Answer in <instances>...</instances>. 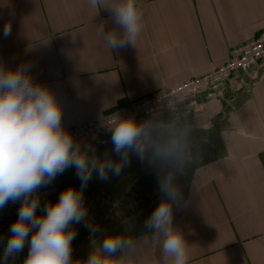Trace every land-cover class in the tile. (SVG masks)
Listing matches in <instances>:
<instances>
[{
  "label": "crops",
  "instance_id": "0c3cea01",
  "mask_svg": "<svg viewBox=\"0 0 264 264\" xmlns=\"http://www.w3.org/2000/svg\"><path fill=\"white\" fill-rule=\"evenodd\" d=\"M137 3L143 30L135 46L110 50L100 30L116 26L108 11L98 13L89 0H0V63L13 69L30 63L34 80L56 94L69 132L81 120L101 119L142 95L209 73L230 48L264 29V0ZM5 24L11 25L7 38ZM184 123L196 142L190 144L196 162L181 205L173 210V225L189 244V264H264V59L246 74L231 76L222 97ZM169 125L163 118L153 130L164 132ZM93 149L112 152L113 145ZM69 170L63 173L67 182ZM63 177L39 190L38 214L59 198ZM20 203L0 209V264ZM71 227L77 232L72 251L87 249L86 222ZM131 240L115 259L171 264L162 236L149 231ZM27 252L26 242L7 264H23Z\"/></svg>",
  "mask_w": 264,
  "mask_h": 264
},
{
  "label": "clouds",
  "instance_id": "9594fccd",
  "mask_svg": "<svg viewBox=\"0 0 264 264\" xmlns=\"http://www.w3.org/2000/svg\"><path fill=\"white\" fill-rule=\"evenodd\" d=\"M89 4L98 13L108 11L116 26L100 30L110 50L135 46L143 30V12L137 0H89ZM3 35H11L10 24H5ZM31 67L30 63H22L13 69L0 63V209L21 202L17 219L9 228L4 264L10 258L14 260L26 242L28 252L23 264H123L114 256L131 247L133 241L120 233L106 235L87 259L73 260L72 242L77 232L71 225L87 217L83 190L93 173L102 181L109 178V173L119 176L130 163V153L141 162L147 157L159 170L157 180L162 198L146 218L145 228L162 236L166 260L171 258V264H189V244L173 225V206L179 207L183 199L176 177L190 158V125L174 118L169 135L153 139L156 133L149 119L117 118L107 126V131L119 159L108 154L101 158L94 149L82 150L64 128L61 103L49 86L34 80ZM69 168L75 169L80 189L65 188L55 202L45 204L38 214L39 190Z\"/></svg>",
  "mask_w": 264,
  "mask_h": 264
},
{
  "label": "rangeland",
  "instance_id": "374dc122",
  "mask_svg": "<svg viewBox=\"0 0 264 264\" xmlns=\"http://www.w3.org/2000/svg\"><path fill=\"white\" fill-rule=\"evenodd\" d=\"M169 131L170 129L157 132L153 139H163L169 135ZM194 140L191 138L190 144H196ZM95 154L101 158L108 154L113 159H119L114 151H99ZM195 162L196 159L190 157L182 173L176 177L182 197L188 186L191 166ZM158 171L156 166L148 162L147 157L141 162L134 153H130V163L123 167L119 176L109 173V178L102 181L93 173L92 179L83 190V196L87 198V218L84 220L87 224V249L72 251V258L87 259L93 248L102 243L108 234L120 233L131 239L137 234L151 231L145 228V220L162 198L158 188ZM68 173V182L64 179L66 172L65 175L62 174V180L65 181L63 188L75 186L80 189L81 182L75 169L71 168ZM176 208L178 207L174 205L173 210ZM93 228L96 230L92 231Z\"/></svg>",
  "mask_w": 264,
  "mask_h": 264
},
{
  "label": "built area",
  "instance_id": "2783aa9c",
  "mask_svg": "<svg viewBox=\"0 0 264 264\" xmlns=\"http://www.w3.org/2000/svg\"><path fill=\"white\" fill-rule=\"evenodd\" d=\"M264 59V29L236 47L230 48L223 63L199 76H192L170 88L142 95L128 106L101 119L81 120L71 131L81 149L111 146L107 126L117 118L127 117L143 121L152 127L163 118L182 122L201 112L206 103L221 98L224 85L233 75L249 72Z\"/></svg>",
  "mask_w": 264,
  "mask_h": 264
}]
</instances>
